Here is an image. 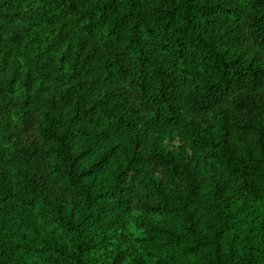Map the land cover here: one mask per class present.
Instances as JSON below:
<instances>
[{"label":"trees","instance_id":"16d2710c","mask_svg":"<svg viewBox=\"0 0 264 264\" xmlns=\"http://www.w3.org/2000/svg\"><path fill=\"white\" fill-rule=\"evenodd\" d=\"M0 264H264V0H0Z\"/></svg>","mask_w":264,"mask_h":264}]
</instances>
